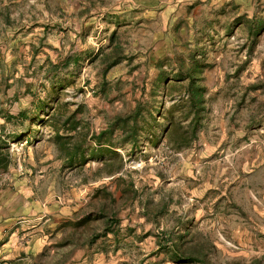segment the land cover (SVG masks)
Returning a JSON list of instances; mask_svg holds the SVG:
<instances>
[{
  "label": "rangeland",
  "instance_id": "1",
  "mask_svg": "<svg viewBox=\"0 0 264 264\" xmlns=\"http://www.w3.org/2000/svg\"><path fill=\"white\" fill-rule=\"evenodd\" d=\"M174 2L0 0V112H24L20 120L0 115L8 156L0 221L9 224L0 264H193L171 261L169 240L178 239L209 264H264V0L226 2L204 19L191 6L169 8ZM111 35L125 58L101 75L92 57L110 52ZM188 50L207 64L205 109L195 141L174 149L170 140L188 137L180 103L169 112L185 81L156 87L154 64ZM72 55L77 63L62 65ZM135 103V146L117 142L118 156L88 157L95 145L87 135L88 161L65 166L51 114L81 105L89 134ZM104 159L120 163L119 172L108 174ZM163 201L161 214L143 215L144 204L157 210ZM101 204L118 221L105 235L95 219Z\"/></svg>",
  "mask_w": 264,
  "mask_h": 264
},
{
  "label": "trees",
  "instance_id": "2",
  "mask_svg": "<svg viewBox=\"0 0 264 264\" xmlns=\"http://www.w3.org/2000/svg\"><path fill=\"white\" fill-rule=\"evenodd\" d=\"M6 23L8 24V18H6ZM248 34H252V23L250 21L247 23ZM255 34V33H254ZM109 42L113 45L110 52L106 53H96L93 55L92 59H99L100 72L104 75L108 69L125 57L121 54V48L118 43H113V36L109 37ZM198 53L195 50H188L185 55L180 53H174L171 57L166 56L162 59H157L155 61L154 67L156 68V73L152 83L156 87L161 89L176 90L181 82L185 81L182 86V94L184 98H179L177 101L171 104V108L174 106L181 105L180 112L184 119L188 118L186 129L184 133L188 134L185 136L184 140H170V143L174 149H180L182 147L189 146L197 137V128L199 126L202 113L205 109V90L206 86L204 83V69L207 64L204 62L202 57H197ZM76 55L67 56L63 59L62 65L66 66L69 64H76ZM187 60V61H186ZM51 67L55 64L51 63ZM169 66L174 71L168 75L165 67ZM173 67V68H172ZM170 76V77H169ZM171 81V84H167ZM259 84H251L249 89L259 88ZM103 90V88H102ZM82 106L76 105L72 110L67 113H63L57 116L55 113L51 114L48 121L53 127V142L62 157L65 166L72 167L77 165H83L88 158L85 154L84 144L86 143L87 135L93 140L94 147L89 148L87 153L88 157H102L103 154L110 156H118L119 154L114 150V145L119 142H128L131 146L137 144L138 138V124L137 118L141 114V106L135 103L132 111L126 114H116L106 124V127L99 130L98 132H91L87 134L86 128L81 124L79 115L82 112ZM0 115L6 121L14 119H22L24 116L23 111H19L16 115L8 114L3 111ZM82 125V127H81ZM62 129V132L59 130ZM85 131V132H84ZM173 131H170V136ZM119 138L120 140H113V138ZM103 168L106 169L108 174H114L119 172L122 165L119 163L117 165L109 163L108 160H102ZM8 167V156L2 151L0 146V172H3ZM131 186V185H130ZM134 191V190H133ZM135 192V191H134ZM103 193H106L103 191ZM109 193V192H108ZM148 203V202H147ZM147 203L144 204L142 213L147 217L148 220L155 218L156 215L161 214L166 208V202L163 201L162 204L157 208V210H151L148 208ZM90 216H83L82 222L90 220ZM103 219L104 225L99 235L107 234L108 232H113L118 226L117 218L113 210L107 211L105 205L101 204L98 207L96 218ZM131 230L130 228L128 229ZM115 231V230H114ZM96 237V236H95ZM167 241H161V246L167 245ZM183 242L178 239L176 242L174 240H169V254L170 259L174 263H193V264H209L205 257V252L201 249H196L193 246H183ZM250 264H261L259 259L254 258L251 260Z\"/></svg>",
  "mask_w": 264,
  "mask_h": 264
},
{
  "label": "crops",
  "instance_id": "3",
  "mask_svg": "<svg viewBox=\"0 0 264 264\" xmlns=\"http://www.w3.org/2000/svg\"><path fill=\"white\" fill-rule=\"evenodd\" d=\"M171 1H175L174 4L171 3L169 5L170 7L166 6V9H168V7L169 8L174 7L175 5L181 14V11H183L184 9H189L191 6L192 12L199 13L198 15L201 16L200 18L204 19V18H209L215 8L221 6L226 2L239 5L242 2L249 0H171ZM15 223L16 222L12 223V226H14ZM7 225L9 224H5L0 221V240H1L3 228L9 227ZM14 229H16V227H14Z\"/></svg>",
  "mask_w": 264,
  "mask_h": 264
}]
</instances>
